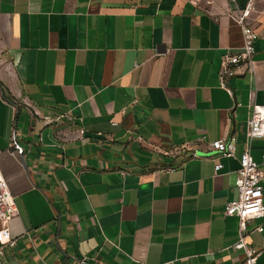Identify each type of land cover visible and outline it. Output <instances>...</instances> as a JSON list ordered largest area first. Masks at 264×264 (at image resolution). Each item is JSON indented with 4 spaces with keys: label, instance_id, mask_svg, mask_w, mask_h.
I'll return each instance as SVG.
<instances>
[{
    "label": "crops",
    "instance_id": "obj_1",
    "mask_svg": "<svg viewBox=\"0 0 264 264\" xmlns=\"http://www.w3.org/2000/svg\"><path fill=\"white\" fill-rule=\"evenodd\" d=\"M232 6L0 0V174L18 208L0 264L241 263L223 208L251 88L264 103V0L251 13L258 73L229 77L233 96L218 82L222 53L242 43ZM221 136L233 155L209 148ZM251 143L264 172V136ZM247 230L264 264V216Z\"/></svg>",
    "mask_w": 264,
    "mask_h": 264
},
{
    "label": "built area",
    "instance_id": "obj_2",
    "mask_svg": "<svg viewBox=\"0 0 264 264\" xmlns=\"http://www.w3.org/2000/svg\"><path fill=\"white\" fill-rule=\"evenodd\" d=\"M198 3L200 0H191ZM210 2L211 0H205ZM233 6L229 9V16L232 21L239 24L242 32V43L236 49L226 47L221 55L218 82L227 93L233 96V88L228 82V78L248 71L254 77L257 71V61L254 60V39L257 36L256 31L251 26V13L255 10L257 0H244L239 4V0H229ZM255 89L251 88L249 92V115L246 120V133L244 145L240 157L239 166L236 169L235 186L237 197L228 200L223 208L224 215H235L237 217V238L233 242L235 248L242 249L244 257L240 264H256V258L259 250L246 241L247 222L250 219L264 216V186L261 183L264 178V172L259 164L251 155V140L255 137L264 136V103L257 102L254 98ZM34 113L39 115L45 123L60 119L65 116L64 113H39L33 108ZM138 138H140L138 136ZM13 150L21 154L23 147L16 142L14 137L11 140ZM181 146L189 147V142H184ZM209 148L213 151L221 152L225 155H233V138L221 136L210 141ZM173 151V150H172ZM264 161V153L262 154ZM220 163H215L217 169ZM18 213V208L13 195L10 193L5 180L0 174V251L7 244H14L15 238L11 237L8 229V220ZM256 230H262L263 226L258 224L254 227ZM86 264H92L86 262Z\"/></svg>",
    "mask_w": 264,
    "mask_h": 264
},
{
    "label": "trees",
    "instance_id": "obj_3",
    "mask_svg": "<svg viewBox=\"0 0 264 264\" xmlns=\"http://www.w3.org/2000/svg\"><path fill=\"white\" fill-rule=\"evenodd\" d=\"M1 84V83H0ZM2 86V85H1ZM2 88H3V93L4 92H7V90H6V88L4 87V86H2Z\"/></svg>",
    "mask_w": 264,
    "mask_h": 264
},
{
    "label": "water",
    "instance_id": "obj_4",
    "mask_svg": "<svg viewBox=\"0 0 264 264\" xmlns=\"http://www.w3.org/2000/svg\"><path fill=\"white\" fill-rule=\"evenodd\" d=\"M21 161H22L23 165L25 166L26 164H25V161L22 157H21Z\"/></svg>",
    "mask_w": 264,
    "mask_h": 264
}]
</instances>
